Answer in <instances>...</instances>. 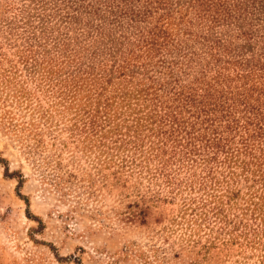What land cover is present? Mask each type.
Here are the masks:
<instances>
[{
  "label": "rangeland",
  "instance_id": "1",
  "mask_svg": "<svg viewBox=\"0 0 264 264\" xmlns=\"http://www.w3.org/2000/svg\"><path fill=\"white\" fill-rule=\"evenodd\" d=\"M147 1L0 0V264H264L263 237L230 242L226 232L264 229V194H248L260 183L244 166V147L258 154L264 140L248 136L235 106L208 122L198 112L251 84L250 103L264 102V1L222 0L216 22L189 0ZM153 23L167 36L146 53L139 42ZM204 89L211 96L190 106L197 119L185 97ZM155 100L185 120L180 142L157 157L155 137L110 150L79 130L106 102L125 119ZM183 129L224 146L206 159L198 136L183 154ZM129 155L136 165L121 161Z\"/></svg>",
  "mask_w": 264,
  "mask_h": 264
},
{
  "label": "trees",
  "instance_id": "2",
  "mask_svg": "<svg viewBox=\"0 0 264 264\" xmlns=\"http://www.w3.org/2000/svg\"><path fill=\"white\" fill-rule=\"evenodd\" d=\"M236 1L234 3V7L238 8V6L244 7L246 2L253 1V0H234ZM261 1V0H256ZM264 1V0H262ZM164 0H148L147 5L151 6L154 5V9H157V6L161 8L163 5ZM189 3H194L198 6V12H202V14H206L207 18H209L210 21L216 22L219 20L220 16L218 15L220 12V9L218 8V4L222 3V0L216 1V0H189ZM164 6V5H163ZM222 9V6H220ZM151 8V7H148ZM164 14V13H163ZM201 14V15H202ZM163 24L157 25L152 24L149 27H147L146 35L141 36L140 38V48L143 49V52H150V50H156L158 46L163 44L164 39L166 38V31L164 28H162ZM250 59H245L246 64ZM234 62H239L237 60H234ZM124 67V66H123ZM249 69V68H248ZM261 69V68H258ZM248 73H250L249 70H242V72H236L237 77L239 78H245L248 76ZM123 74V73H121ZM244 87V86H243ZM242 87V88H243ZM209 89H204L203 92L197 93L198 99L195 100L191 97H185V101L187 104V110L191 116H194L195 110L191 109L190 106L196 105L199 101H203L204 98L210 97L211 94L208 91ZM252 90H255V87L251 84L248 88H243L241 92L236 93V97H234V94L230 91H227V94L222 95L220 93V96H223L222 103L215 102V99L209 100L206 103H203L199 108L198 112L202 113L204 116L200 119L202 121H210L212 118H210L211 114L220 110V116L221 117H227L230 115L229 109L232 108V106H235L238 108L239 112L241 113V116L244 118V123L242 126L245 128L247 134L249 137H253L255 140H259L262 138L264 140V102H257V97L254 100L256 103H250L248 100L249 97H251ZM260 93H262V90H260ZM260 93H257L259 95ZM264 94V93H262ZM226 100H231V104H228L224 107L223 103L226 102ZM237 101V103L235 102ZM156 102H158L156 104ZM163 102L155 100L151 102L150 109L145 111L142 114H139L137 116H132L131 118H125L121 119L120 117L117 118L116 115H110V110L108 108V103L106 102L102 108L95 107L94 113L91 111L93 110H87V115L83 118L82 126L79 130L84 134V138L89 139V136H94L96 140V146H103L104 149L109 148L110 150L115 149L119 150L121 147L124 148V145L129 144L131 148L140 147V143H138V140H141L143 137L147 136V138H157L158 145L153 147V140H150L151 145V151L148 156L151 157H157L159 153L158 151L163 153L165 151L164 144L167 142V140H174L175 143L180 142V140H175L176 133L179 131V126L183 125L182 123L185 121L180 118L179 114V107L177 104L175 105H165V108H163ZM235 103V104H233ZM189 107V108H188ZM220 107V108H218ZM158 108V109H157ZM172 108V109H171ZM82 110H85L84 108H81ZM193 110V111H192ZM98 117L101 115V119L97 120ZM195 118H199V116H194ZM203 118V119H202ZM199 119V120H200ZM187 120V119H186ZM74 125V124H72ZM184 126V125H183ZM191 128L193 127V123H191ZM190 128V129H191ZM183 134L187 135V141L185 143V146H183V154H193L196 150V145L194 144V139H198L197 137L200 135L194 136L193 133H189L187 129H183ZM163 135H165L163 137ZM193 139L192 143L191 140ZM108 140V141H107ZM200 142L203 140V147L207 149V153H211L206 159H214L215 154L218 150L222 149L224 144L220 141V139L215 138L212 136V138H204L203 136H200L199 138ZM83 141V140H81ZM190 145V146H189ZM91 147L92 145H86L83 144L82 147ZM154 148V149H153ZM133 149V150H134ZM253 148L250 147H244V151H246L249 156H251L252 159L245 161L244 166L246 167L245 170H248V172H251L252 177H254L252 180L255 182L258 180L260 183V187L256 189L255 191H251L248 194H264V147L259 144V153L255 154L252 152ZM104 153V151L99 152ZM127 156V155H126ZM147 156V158H148ZM111 157V156H110ZM108 156V159H110ZM146 158V159H147ZM103 162H108L105 156L101 159ZM135 159L132 158L130 155L128 159L122 158L121 161L127 162L129 161V164H137L134 161ZM243 161V160H242ZM251 166H246L249 164ZM253 167V168H252ZM228 194H239L238 191H232L227 190ZM212 194V193H211ZM227 194V193H226ZM260 214H264V207L260 209ZM206 212H203V214ZM215 214L219 215V221L223 223V227H227L231 223L232 229H235V222L236 219L228 218L227 215L222 214L221 212H215ZM255 217H253L252 220H254ZM263 221L262 216L259 217ZM264 222V221H263ZM237 223H241L242 226L247 225L250 226L254 223L252 221L251 223L248 222H241L240 220L237 221ZM245 228V227H244ZM251 230L250 234L253 235V237L250 239L248 236L249 230L247 231H240L237 232V234H232L231 230H226V232L229 233L230 237L228 238L230 242L234 241L236 237L242 236L245 244H260L263 243L260 242L261 238L264 239V229H260L255 225V227H249ZM264 228V227H263ZM260 233V234H259Z\"/></svg>",
  "mask_w": 264,
  "mask_h": 264
}]
</instances>
